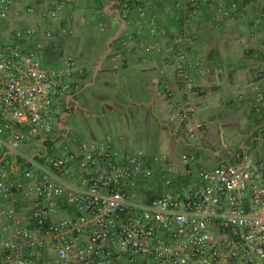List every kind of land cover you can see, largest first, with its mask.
<instances>
[{"label": "built area", "instance_id": "obj_1", "mask_svg": "<svg viewBox=\"0 0 264 264\" xmlns=\"http://www.w3.org/2000/svg\"><path fill=\"white\" fill-rule=\"evenodd\" d=\"M88 1L0 0V264H264L263 160L243 155L196 172L195 155L175 162L79 140L65 110L93 70L75 56L47 63L42 43L73 34L88 13L101 31L114 23L111 71L137 63L152 100L166 99L172 131L194 143L210 130L194 103L205 75L197 27L220 31L253 10L251 26L237 25L246 45L264 32V0H106L91 10ZM258 77L252 109L264 132ZM157 173L166 190L147 200Z\"/></svg>", "mask_w": 264, "mask_h": 264}, {"label": "crops", "instance_id": "obj_2", "mask_svg": "<svg viewBox=\"0 0 264 264\" xmlns=\"http://www.w3.org/2000/svg\"><path fill=\"white\" fill-rule=\"evenodd\" d=\"M254 18L255 12L250 10L238 18L228 21L220 31L213 30L208 23H202L197 27L195 57L205 59V75L202 88L195 97L194 103L198 110V118L206 122L211 131L216 128L218 123H223L233 113V109L228 103L238 99L247 121L261 135L252 139L251 143L262 145L264 144V132L259 131V125L255 124L254 118L250 117V109L255 99V86L259 83L258 74L260 72L264 74V32H254V36L249 38L248 43L242 45L238 42L239 30L237 28V25L240 24L245 27L251 26ZM114 26L116 25L111 23V28L108 31L114 32V35L109 39L110 42L118 30L114 31ZM56 37L58 40H52L47 42V45H43L46 60L49 59L52 65H59L62 62L60 54L68 42L65 36L57 35ZM49 45L51 49H47ZM240 47L244 48V52ZM80 50L82 49L80 48ZM240 51L243 52V55ZM251 53L253 56H250ZM81 56L80 51L75 56L79 64L89 67L85 64L86 61L79 60ZM110 66L105 55L94 67L90 79L93 83L95 81L104 82L109 89L111 99L125 101L123 106L121 103L113 102L115 108L111 110L113 111L112 115L130 116L133 121L137 119L134 127H137L140 134L136 140L131 138L125 140L123 139L124 135H119V133L115 135L111 130L110 134H106L107 141L122 147L137 146L136 148L144 150L148 155L167 154L175 162H179L184 154L195 155L197 157L194 164L196 172L200 169H212L227 160L219 158L218 152H215L214 155L208 152L207 137L190 143L172 131L169 120L171 110L167 106L166 99L152 100V94L148 91L149 77L137 63L131 68L119 72H112ZM262 83L264 85V77ZM145 148H155V150L147 151ZM256 151L257 154L253 158L264 161L262 155L264 151Z\"/></svg>", "mask_w": 264, "mask_h": 264}, {"label": "rangeland", "instance_id": "obj_3", "mask_svg": "<svg viewBox=\"0 0 264 264\" xmlns=\"http://www.w3.org/2000/svg\"><path fill=\"white\" fill-rule=\"evenodd\" d=\"M101 1L105 3L106 0ZM84 6L85 8H87V6L89 7V1L84 3ZM86 15L87 22H85L84 26L81 24V21L73 22L72 27L74 32L66 36L68 42L66 47L62 49L60 58L64 59L67 56H77L80 51L82 56L79 60L86 61L85 64L93 70L101 58L106 55L105 49L110 40H107L101 45H90L89 40L99 44L101 37L106 36V39H110V37L114 35V32H106L107 34L104 35L100 32L98 26H89L90 20L92 21L94 19L91 18L90 13ZM113 29L115 31L118 27L114 26ZM47 42L48 41H43L42 43L44 45ZM80 48L82 50H80ZM240 49L244 52L243 47H240ZM243 52L240 51L241 55H243ZM250 56H253V54L251 53ZM85 85L87 87L82 89L80 93L73 98L72 103H70L65 110L64 125L70 130L71 134L82 141H88L90 139L107 140L105 138L106 134H110L109 132L112 130L115 135H117V133H119V135H124L123 139L125 140L127 138L136 140L140 134L138 133L137 127H134V123L137 119L133 121L130 116L112 115L113 111L111 110L115 108L113 102L121 103L123 106L125 101L121 99H111L110 92L108 91L109 89L102 81H95L93 83L92 79L88 77L85 80ZM238 101L237 99L234 102L228 103L230 108L233 109V113H231L223 123H218L216 128H213L211 131L209 130L206 136L208 139V146H206L208 152L212 155L218 152L220 154L219 158L221 159L235 160L243 155L255 157L257 154L256 150L264 151V144L251 143L252 139L261 135L258 131L254 130L255 127L247 121L246 114ZM146 149L147 151L155 150V148H145V150ZM58 152L60 151L57 150L56 153ZM262 155L264 157V153Z\"/></svg>", "mask_w": 264, "mask_h": 264}, {"label": "trees", "instance_id": "obj_4", "mask_svg": "<svg viewBox=\"0 0 264 264\" xmlns=\"http://www.w3.org/2000/svg\"><path fill=\"white\" fill-rule=\"evenodd\" d=\"M91 6H93L94 8H97V9H101L103 6H104V3L101 1V0H95V1H92V2H89V7L87 6V9H89V10H91ZM91 18L92 19H94L92 16H91ZM103 22H107V20L105 19V20H103ZM100 23H101V21H99L98 19H94V20H90V23H89V26L91 25V27H93L94 25H96V26H98V29L100 30V32L101 33H103L104 35L105 34H107L106 32H108L109 31V29L111 28H109L108 30H106V31H101V27H100ZM103 35V36H104ZM111 38V37H110ZM56 41V40H58L57 39V37L56 36H54L51 40H49V41ZM107 40H109V39H106V36H104V37H101L100 38V42H99V44L98 43H94V42H92V40H89V44L90 45H93V44H95V45H101L102 43H104V42H106ZM48 41V42H49ZM115 46H116V42H114V43H112L111 44V47L112 48H115ZM51 49V46L49 45L48 47H47V49ZM107 49L108 48H106L105 50L107 51ZM44 50H45V47L43 48V55L45 54L44 53ZM46 55H44V58H45V61L47 62V63H49V64H51L52 65V63H51V61L49 60V59H47L46 60V57H45ZM54 66H56V65H54ZM87 68H89V67H87ZM89 76H83L81 79H80V81H81V88L82 89H84V88H86L87 86L85 85V80L88 78ZM81 89V90H82ZM250 117L251 118H254V122H255V124H260L261 123V119H260V117L254 112V110L252 109V107H251V109H250ZM166 189L164 188V186H163V181H162V178H161V173H157L156 175H155V177L153 178V179H151L150 181H147L146 183H145V186H144V188H143V192H144V196H145V198L147 199V200H150V199H153V198H157V197H159L164 191H165ZM155 191V192H154Z\"/></svg>", "mask_w": 264, "mask_h": 264}, {"label": "water", "instance_id": "obj_5", "mask_svg": "<svg viewBox=\"0 0 264 264\" xmlns=\"http://www.w3.org/2000/svg\"><path fill=\"white\" fill-rule=\"evenodd\" d=\"M24 150L27 151L28 147L27 146H23Z\"/></svg>", "mask_w": 264, "mask_h": 264}]
</instances>
